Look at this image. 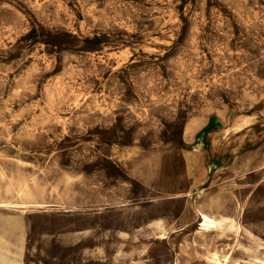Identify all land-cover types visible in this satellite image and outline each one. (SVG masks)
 <instances>
[{
    "label": "rangeland",
    "instance_id": "obj_1",
    "mask_svg": "<svg viewBox=\"0 0 264 264\" xmlns=\"http://www.w3.org/2000/svg\"><path fill=\"white\" fill-rule=\"evenodd\" d=\"M0 264H264V0H0Z\"/></svg>",
    "mask_w": 264,
    "mask_h": 264
},
{
    "label": "bare ground",
    "instance_id": "obj_2",
    "mask_svg": "<svg viewBox=\"0 0 264 264\" xmlns=\"http://www.w3.org/2000/svg\"><path fill=\"white\" fill-rule=\"evenodd\" d=\"M138 175H139V173H138ZM147 175H148V174H147ZM144 177H145V176H143V179H144ZM140 179H141V178H140ZM144 181H145V180H144ZM201 214H202V219H203V220H202V226H204V227L214 226V225H216V223L218 222V221L216 220V218H214L213 216H211V215H209V214H207V213L202 212ZM199 219H200V218H199ZM211 260L216 261V262H219V263H226L227 260H228V257H227L226 255H224V256H223V259L221 260L219 254H218L217 252H214V253H213V257H212Z\"/></svg>",
    "mask_w": 264,
    "mask_h": 264
}]
</instances>
